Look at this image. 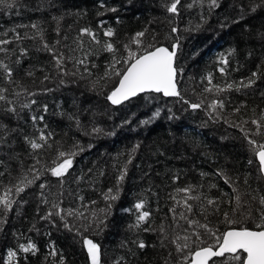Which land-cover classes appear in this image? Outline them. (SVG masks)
<instances>
[{"label": "trees", "instance_id": "trees-1", "mask_svg": "<svg viewBox=\"0 0 264 264\" xmlns=\"http://www.w3.org/2000/svg\"><path fill=\"white\" fill-rule=\"evenodd\" d=\"M50 2L54 6L50 7L48 0H17L13 8L0 5V34L7 31L6 38L11 39L14 33L10 29L16 28L22 36L25 33L33 36L34 29L19 26L37 23L43 30L44 39L52 43L58 38L54 31L58 25L53 17L62 16L63 20L59 27L61 36L64 34L69 36L66 43H72L79 28L91 27L97 32L102 42L111 40L120 49L118 55H126L122 45L129 43L136 32L145 28L148 29L143 38L145 43L169 46L177 36L180 38L181 49L177 55V63L183 67L184 72L183 77H179V87L186 100L203 101L204 106L201 109L192 110L179 98L169 100L162 98V104L155 108V111L161 109V115L148 124L142 123L145 127L143 132H136L141 128V125L137 123L140 120H135L133 125L135 124L136 128L131 131L124 128L132 127L133 125H127L130 123L117 127V122L124 120L127 112L124 110V105L117 109L106 99L107 91L112 85L109 84L108 88L100 94L91 90V80L95 79V74L102 71L103 63L111 59V54L101 52L98 59L89 57L90 61L94 60L97 65H100L97 68H91L89 63L88 67L94 74L92 77H87L83 66H80L76 76L61 77L56 75L52 67L51 56L46 52L37 51L41 43L37 38L14 41L12 45H8L9 48L16 49L17 54L20 48L27 49V56L21 57V63L13 67L29 90L36 91L38 94L31 97L37 101V104L33 105L31 110L24 109L19 121H5L10 126L22 128L26 134H31L33 127L30 114H44V123L48 124L49 130L55 134L56 141L62 143L65 149L70 148L77 140L85 147V151L75 158V166L70 175L65 177L62 206L78 208L84 213V217H87L86 219L72 217L68 219L80 229L83 236L101 245V264H111L113 259L120 256H124L130 264H164L165 259H169V264H175L174 246L167 240L164 241L167 247H161L158 231L129 230L128 225L135 221L133 205L136 202L145 200L146 210L152 213L151 227L158 229L163 223L171 237L174 233L173 228L169 227L173 224L169 208L173 206V201L168 198V194L172 193L176 187L202 184L200 191L209 198L223 199L225 202L220 205L221 213L228 212L230 215H232L234 204L229 205L227 203L229 197L223 194L228 193L229 196H234L236 193H233L232 188L215 175L218 170L223 169L229 176L237 178L234 186L239 188L242 199L246 198L243 195L245 191L256 188H260V194H264V181L257 179L259 173L254 165V155L250 145L239 128L230 126L231 123H240L245 119L250 121L253 117V109L256 110L257 117L260 110L264 109V96L261 95L264 93V38L260 35L264 34V6L251 11L254 4L260 3V0H220L219 8L209 10L205 3L202 8H181L180 15L174 17L161 6V0H103L106 7H114L117 11L106 12L101 16L97 15L98 11H104L100 7L101 0H50ZM185 2L187 0H182V3ZM38 5L39 10H37ZM137 6L140 8L137 9ZM76 13L81 15H75ZM101 21L105 22L104 28L114 29L116 33L114 37L103 36L104 29L100 28ZM172 27H177L180 31L172 33ZM153 35L156 37L155 41L151 40ZM84 41L85 50L100 48L99 45L89 44L87 36L84 37ZM132 47L135 49L134 45ZM232 49L235 51L229 55ZM76 55L82 57L80 52ZM221 55L227 56L228 65H221ZM15 59L16 56L13 55L12 60ZM221 66L226 69L223 74L218 71ZM258 66L261 79L251 89L220 93L213 89L212 92H204L205 87H210L204 79L209 73L213 76L212 83L223 87L226 82L244 79ZM67 68L69 72L76 71L71 63H67ZM27 69L35 72L34 77L24 76V71ZM45 74L53 78L41 83ZM81 74L86 78L81 79ZM61 79L64 80L63 84L60 83ZM43 89H53V91L44 92ZM148 97L156 98L152 95ZM217 99L225 101V108L218 109L222 116L218 121L210 119L208 115L210 111L208 105ZM94 101H100L102 106L99 109L93 108ZM44 104L48 105L47 113L42 112L41 106ZM242 104L247 107H242L241 111L236 113L234 109ZM117 110L121 112L118 113ZM97 111L112 114L110 120L102 119L105 114L103 112L101 116L95 115ZM67 114L79 117L81 129L75 126L74 121L67 119ZM93 127H99L102 131L91 135L85 134L90 133ZM241 127L247 130L254 129L255 126L249 122L247 125L241 124ZM211 131L224 133L227 140L213 138L214 134ZM143 134L146 138L142 148L132 153V148L138 142L134 138L141 137ZM13 138L16 140L15 150L20 154L21 159H24L26 167L32 162L26 156L27 146L18 135ZM253 138L264 142V137L254 136ZM89 144L93 147L88 148ZM51 155H54V152ZM132 156L134 159L127 165L128 172L120 185L121 191L118 198L114 201H105L103 193L108 188H113V194H115L117 170ZM44 159L50 163V154L45 153ZM249 159H252V164L248 163ZM10 164L12 176L22 171L16 161H11ZM89 168L93 171L88 173L85 180L75 183V177L82 172L87 173ZM100 170L104 172V175L99 174ZM202 172L208 175L201 176ZM174 175L180 176L178 182H173ZM245 177L248 178L247 185L243 183ZM89 178H91L90 182ZM8 179L6 173L5 184L8 183ZM46 179L51 191L56 192L59 189L56 178L48 175ZM210 184H215L216 187L209 188ZM38 191L39 189L33 187L22 194V198L28 202L18 209L20 215L16 214L17 209L14 208L13 212L7 215L8 223L0 225L3 229L0 231V264H7V250L16 249L19 243H26V238L36 242L40 252L36 255L19 254L20 264H45L44 257L49 251L48 244L52 241H55L58 250L63 251L68 264H90L82 242L83 236L63 229L58 217H53L57 221L56 227H53L49 221L40 219L48 206L40 203L36 195ZM45 192L48 194L47 189ZM78 196H83L84 201L81 202ZM49 198L53 197L49 196ZM93 200L96 201L94 205L91 204ZM82 203L87 207H81ZM100 209L105 211L100 212ZM177 211L180 209L177 208ZM93 212H96V217L92 216ZM97 217L104 219L106 223L97 226ZM199 218L203 221V217ZM209 219L221 232L228 227H235L221 223L222 214L209 216ZM180 223L183 225V221ZM33 224L40 229L39 233L34 230L29 231ZM148 226L143 225V227ZM245 226L254 229L251 221ZM175 231L180 232L182 229ZM137 238L150 246L143 250L138 249L131 243V240ZM122 240L129 241L128 247L132 249L135 256L127 249L119 247ZM169 251L173 253L171 258L168 257ZM51 260L52 258L49 257L48 264H51ZM215 264H222V260L215 259Z\"/></svg>", "mask_w": 264, "mask_h": 264}, {"label": "snow or ice", "instance_id": "snow-or-ice-1", "mask_svg": "<svg viewBox=\"0 0 264 264\" xmlns=\"http://www.w3.org/2000/svg\"><path fill=\"white\" fill-rule=\"evenodd\" d=\"M48 2L50 7L54 6L50 0ZM205 3H207L209 10L221 6L220 0H187L185 3H182V0H161V6L174 17L180 15L181 8H202ZM16 4L17 0H0V5L6 8H13ZM261 6H264V0H260V3L254 4L250 10L255 11ZM100 7L104 11H98L97 15L102 16L106 12L117 11L114 7H106L103 0H101ZM37 10H39V5ZM75 15H81V13H76ZM53 19L57 21L58 26L54 31L58 38L52 43L44 39L43 30L37 23L19 26L34 29L35 35L33 36H28L27 33L22 36L16 28L10 29L14 33L11 39L6 38L8 36L7 31L0 34V54H3L0 56V157H3L0 158V225L8 223L7 215L13 212L14 208L17 209L16 214L20 215L18 209L28 202L22 198V194L28 189L35 187L39 189L36 195L40 203L48 206L45 213L40 216V219L49 221L53 227H56L57 221L53 217H58L63 229L83 236L80 229L71 223L68 218L86 219L87 217H84V213L78 208L63 207L62 205L65 191V177L70 175L71 170L75 166V158L85 151V147L77 140L70 148L65 149L62 143L56 141L55 134L49 130L48 124L44 123V114H30L33 127L31 134H26L22 128L12 127L9 123L5 122L11 120L19 121L21 119V112L24 109L31 110L32 106L37 104V101L31 99V97H35L38 94L36 91L29 90L13 67V65L21 63V57L27 56V49L20 48L19 54H17L16 49L9 48L8 45H12L14 41L19 42L24 39L36 40L39 38L41 43L37 51L46 52L51 56L52 67L56 75L61 77L67 75L76 76L80 66L84 67L87 77H92L94 74L88 67L89 63L91 64V68H97L100 65H97L94 60L90 61L89 57L98 59L101 52L110 53L111 59L103 63L102 71L95 74V79L91 80V90L100 94L111 84L112 86L107 91L106 99L113 105L122 104L142 93H157L162 94L164 97H177L192 110L201 109L204 106V102H191L186 100L181 93L178 77H183L184 69L177 63V55L181 49L180 38L178 36L169 46H157L152 42H144L143 38L148 32V29L145 28L142 31L136 32L129 43L122 45L126 55H118L120 49L111 40L102 42L98 38L97 32L91 27L79 28L75 38L72 39V43H66L69 40V36L67 34L61 36V29L59 27L63 17H53ZM104 23V21L100 22V28L104 29L103 36L114 37L116 35L114 29L111 27L104 28ZM197 28H199V25H197ZM179 31L177 27L171 28L172 33ZM260 35L261 38H264V34ZM85 36L89 38V44L99 45L100 48L98 50L91 48L85 50ZM155 39L156 37L153 35L151 40L155 41ZM133 45L135 49L132 47ZM234 51V49L230 50L229 55L234 53ZM77 52L82 53V57L77 56ZM13 55L16 56L15 60H12ZM67 63H71L76 68V71L69 72ZM220 63L224 66L228 65L229 60L227 56L221 55ZM224 66L218 69L222 74L226 71ZM40 71H43V69H40ZM34 75L35 72L31 69L24 71L25 77H34ZM52 78L49 74H45L41 83ZM80 78L85 79L86 77L81 74ZM204 79L210 85V87L204 88V92H212L213 89L217 93L230 90L239 92L242 89L255 87L261 79V72L258 66L255 71H252L244 79L226 82L223 87L212 83L213 76L211 73ZM60 83L63 84L64 80L61 79ZM42 91L50 92L53 89H43ZM261 95L264 96V93H261ZM242 107L247 106L242 104L236 107L234 111L239 113ZM41 108L43 113L48 112L47 104L42 105ZM208 108L210 109L208 112L210 119L218 121L222 118L218 109L225 108V101L223 99L213 100L208 105ZM169 113L171 114V109H169ZM214 113L215 116H213ZM160 115L161 109H157L152 117L142 121V123L148 124L152 119L158 118ZM169 118L171 119L172 116L170 115ZM67 119L74 121L75 126L81 129V122L77 115L67 114ZM225 122L228 123L227 120ZM249 122L255 126L254 129L246 130L244 127H241V124L247 125ZM230 126L239 128L244 134L247 143L250 145L251 152L259 162L258 172L260 175L257 179L264 180V142L253 138L254 136L264 137V109L260 110L258 117L256 116V110L253 109V117L250 118V121L249 119H245L240 123H231ZM101 131V128L93 127L90 133L85 134L91 135L92 133H100ZM108 134L113 135L114 133ZM17 135L27 146V159L32 161L26 167L24 166V159H21L20 154L15 150L16 140L13 137ZM91 147L93 145L89 144L88 148ZM139 147L140 145L136 144L131 152L135 153ZM53 152L54 155H51ZM45 153L50 154V163L44 159ZM132 159H134V156L130 157L126 164L117 170L115 194H113V188H108L103 193L105 201H114L118 198L121 191L120 185L128 172L127 165L132 163ZM11 161H16L18 167L22 169L16 176H12V171L10 170ZM248 163L252 164V159H249ZM92 171L93 169L89 168L87 173L82 172L79 176L75 177L74 182L79 183L85 180L88 173ZM6 173L9 177L7 184L4 183ZM99 174L102 176L104 172L100 170ZM48 175L56 178L59 183V189L56 192H52L49 188V183L46 179ZM200 175L206 176L208 174L202 172ZM215 175L232 188L233 193H236L234 196H229L228 193L223 194L229 197L227 200L229 205L234 204L232 215L228 212L221 213L220 205L225 201L220 197L209 198L207 195H204L200 191L203 187L202 184H187L184 187H176L172 193L168 194V198L173 201V206L169 208L173 221V224L169 227L173 228L174 233L171 237L163 223H161L158 229L151 227L150 218L152 213L146 210V201L143 199L133 205L135 209V221L128 225L129 230L158 231L160 233L158 238L161 247H167L164 243L165 240H168L174 246L176 254L175 264H209L210 261L215 264L214 258H222V264H264V194H260L261 189L256 188L251 191H245L243 195L246 198L242 199L241 194H239V188L234 186L237 178L229 176L223 169L218 170ZM172 179L174 183L178 182L180 176L174 175ZM243 183L248 184L247 177L244 178ZM215 187V184L209 185V188ZM249 188H251L250 185ZM46 189L48 190V194L45 192ZM253 193L256 194L253 195ZM69 195H71V192H69ZM49 196L53 198L50 199ZM78 199L81 202L84 201L83 196H78ZM189 201L195 203H190ZM91 204H96V201H91ZM81 207H87V205L82 203ZM177 208L180 211H177ZM99 211L104 212L105 210L100 209ZM37 213L39 214V206ZM220 214L223 215L221 223L235 227H228L227 230L221 232L213 224L212 220L209 219V216ZM92 216L96 217V212H93ZM199 217H203V221ZM97 221V226L106 223L104 219H100L99 217H97ZM181 221H183V225L180 223ZM249 221L254 224L255 230L245 226ZM145 224L149 226L143 227ZM176 229H182V231L177 232L175 231ZM2 230L0 228V231ZM33 230L38 233L40 231V229L36 228L35 224L29 229V231ZM46 235H50V233H46ZM26 239L27 242L19 243L16 249L10 248L7 250V264H20L18 256L21 253L36 255L40 252V248L36 242L31 238ZM82 242L90 264H101V245L87 236H83ZM131 243L141 250L150 246L139 238L131 240ZM128 244V240H122L119 247L127 249L129 253L135 256V253L128 247ZM151 246L155 247V245ZM48 249L49 251L44 257L45 264H48L49 257L52 258L51 264H68L63 251L57 249L55 241L48 244ZM172 256L173 253L169 251L168 257L171 258ZM57 257L59 259H56ZM111 264H130V262L124 256H120L113 259ZM164 264H169V259H165Z\"/></svg>", "mask_w": 264, "mask_h": 264}, {"label": "rangeland", "instance_id": "rangeland-1", "mask_svg": "<svg viewBox=\"0 0 264 264\" xmlns=\"http://www.w3.org/2000/svg\"><path fill=\"white\" fill-rule=\"evenodd\" d=\"M140 7L137 6V9H139ZM89 86V85H87ZM89 91V90H88ZM155 96L156 98L154 97H148V96ZM162 96L161 95H155V94H146L144 96H140L139 98L127 103L124 105V110L127 112V116L125 117L124 120H119L117 122V127L124 124V123H130V124H127L128 126H132L134 122H136L135 120H140V121H137V123L139 125H141V128L139 131H136L137 133H139L140 131L143 132V130L145 129L144 126H142V121L144 120H148L150 117L153 116L154 112H155V108L158 106V105H161L162 104ZM99 99V98H98ZM168 100V99H167ZM93 105V108L95 109H99L101 106H102V103L100 101H94L92 103ZM118 109V108H117ZM98 113L95 112V115H98V116H101L103 113H105L103 116H102V119H107L110 120V115L112 114H108L104 111H101L103 113H101L100 111H97ZM118 113H120L121 111L120 110H117ZM116 113V112H115ZM153 120V119H152ZM144 124V123H143ZM150 125V124H149ZM150 127V126H149ZM124 128H128L130 131L132 129H135L136 126L135 124L132 126V127H124ZM128 131V130H127ZM128 131V132H130ZM146 132V130H145ZM211 133L214 134V136L212 135L213 138H218L220 140H227V137L224 135V133H221V132H216V131H211ZM137 138H134L137 142V144L140 145L139 147V150L140 148H142V145L144 143V140H145V134H143V136H136ZM140 137V138H139ZM133 138V137H132ZM139 138V139H138ZM97 139V138H96ZM95 139V140H96ZM142 150V149H141ZM254 165L256 167V169L258 170L259 168V163L256 159V157L254 156ZM259 173V172H258ZM260 175V173H259ZM264 181V180H263ZM167 241V240H165ZM222 260V259H221Z\"/></svg>", "mask_w": 264, "mask_h": 264}, {"label": "water", "instance_id": "water-1", "mask_svg": "<svg viewBox=\"0 0 264 264\" xmlns=\"http://www.w3.org/2000/svg\"><path fill=\"white\" fill-rule=\"evenodd\" d=\"M178 83H179V77H178ZM146 94H155V95H161L163 98H165V99H177V97H164L162 94H157V93H142V94H140V95H138V96H136V97H133V98H131L130 100H128V101H125L124 103H122V104H119V105H113V104H111V102L109 101V103H110V105L111 106H113V107H115V108H118V107H121V106H123V105H125V104H127V103H129V102H131V101H133V100H135V99H137V98H139L140 96H144V95H146ZM258 161V160H257ZM259 163V162H258ZM101 252H102V248H101ZM246 255V254H245ZM215 259H222V258H214V260ZM211 262L212 261H210L209 262V264H211Z\"/></svg>", "mask_w": 264, "mask_h": 264}]
</instances>
